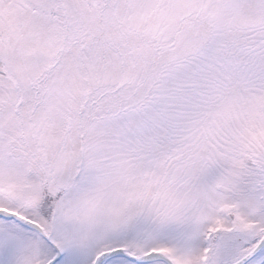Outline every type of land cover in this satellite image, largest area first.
Here are the masks:
<instances>
[{"label":"snow or ice","instance_id":"obj_1","mask_svg":"<svg viewBox=\"0 0 264 264\" xmlns=\"http://www.w3.org/2000/svg\"><path fill=\"white\" fill-rule=\"evenodd\" d=\"M0 264H264V0H0Z\"/></svg>","mask_w":264,"mask_h":264}]
</instances>
